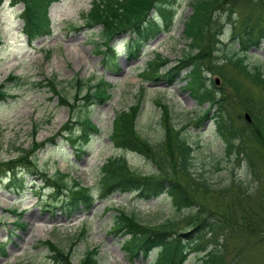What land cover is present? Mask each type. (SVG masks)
Segmentation results:
<instances>
[{
	"label": "rangeland",
	"instance_id": "1",
	"mask_svg": "<svg viewBox=\"0 0 264 264\" xmlns=\"http://www.w3.org/2000/svg\"><path fill=\"white\" fill-rule=\"evenodd\" d=\"M189 1L181 0L172 31L160 33L139 59L132 61L126 56L127 32L112 41L115 49L112 61L108 62L95 51L94 40L99 39L96 33L101 26L90 29L84 24L83 14L90 11L93 0L53 2L48 9L52 34L39 37L32 43L28 42L22 19L24 3L13 6V0H0V38L3 42L0 46V85H4L11 95L0 101V163L23 160L27 156L33 162L35 160L34 163L45 174H66L65 180H75L91 187L95 198L93 208L82 209L70 216L65 210V193L58 196L55 191L45 187L44 177L31 175L28 168H20L18 164L15 170L23 185L17 190L10 184L9 178L2 175L1 169L0 243L5 244L7 255L0 257V264H53L48 249L42 244L46 240L53 241L65 250H69L74 243L73 264H81L86 251L93 248L98 251L100 264H155L158 250H154L149 258L132 256L123 247V238L111 232L117 209L135 212L142 222L153 227H160L168 220L178 221L172 229L169 228L171 232L193 229L191 224L198 214L192 208L177 209L170 195L163 194L150 200L139 197L136 192L120 190L102 195L99 177L103 165L107 159L124 153L110 138L115 113L128 110L136 104L137 129L151 143L161 141L164 136L166 118L163 105H166L170 121L186 131L188 140L194 146L199 144L195 151L193 172L205 170V175L210 176L212 182L211 189L193 185L183 173L176 175L170 164L166 170L175 174L187 187L203 212H221L228 206L226 214L230 215L231 221L225 241L228 248L225 264H233L239 247L244 248V253L234 260L236 264H264V244L250 241L244 223L247 218L252 219L250 215L264 214V164L261 156H255L257 143L245 138L249 148L246 156L255 161L262 179L251 185L255 189L253 193L242 192L231 179L234 176L247 178L248 172L244 165L246 156L237 160L236 156L227 154L225 141L212 119L196 126L200 122L196 118L209 106L208 103L198 105L184 89L182 78L169 86L164 80L157 82L147 79L148 75L143 73L156 54L167 60L169 67L178 63L188 52V40L183 30L184 22L192 14ZM258 2L250 6L246 0L237 1V31L246 15H251L252 21L264 23V0ZM226 23L230 24L231 21L227 20ZM226 23L221 33L224 45L229 41L228 34L232 26ZM225 49L223 46L216 59L221 73L209 72L207 77L216 83L219 90L225 91L226 97H251L260 106V114H263L264 90L243 72L225 64ZM252 52L257 55L249 60L250 63L264 60L263 44ZM10 76L23 77L26 85L17 86L7 81ZM51 77H56L61 90L72 96L75 92L71 84L76 85V78H93V82L104 78L113 86L111 97L102 104H77L75 110H70L60 106L59 98L52 96L48 88L35 87L33 84ZM237 103L232 112L234 123L238 127L245 126L249 122L246 114L252 115L245 109L244 103ZM210 113L213 115L212 110ZM85 116L99 127L100 133L94 135L80 151L79 145H70L67 140L70 135L63 131L69 125L72 133L78 136L81 129L78 121ZM35 124L41 126L36 138L37 148H34L32 139ZM43 142L47 144L40 147ZM127 158L129 164L141 173L150 174L155 170L154 163L145 157L128 153ZM216 165L220 169L209 174ZM234 165L239 167L232 171ZM223 187L224 192L220 190ZM83 233L84 236H81ZM185 264H200V256L191 254Z\"/></svg>",
	"mask_w": 264,
	"mask_h": 264
},
{
	"label": "trees",
	"instance_id": "2",
	"mask_svg": "<svg viewBox=\"0 0 264 264\" xmlns=\"http://www.w3.org/2000/svg\"><path fill=\"white\" fill-rule=\"evenodd\" d=\"M55 1L59 0H13V6L24 3L22 19L29 43L39 37L52 34L48 9ZM237 1L240 0H190L192 14L184 22L183 30L188 40V52H185L178 63L169 67H167L168 61L156 54L143 73L148 75L147 79L157 82L164 80L169 86L176 84L182 78L184 89L188 91L189 96L200 106L206 103L209 105L196 118L200 121L196 126L207 119H212L217 132L225 141L227 154L236 156L237 160L241 156H246L249 150L245 142V138L248 137L251 143L253 141L257 143L254 153L255 156H261L264 164V113L260 114V106L248 96H239L238 99L235 96L226 97L225 91L219 90L216 83L207 77L209 72L221 73L216 59L225 46L226 49L223 51L225 64L243 72L264 90V60L249 62L257 55L251 51L264 45V23L259 20L252 21L251 15H246L241 22L240 30L237 31L238 22L235 21ZM246 1L250 6L260 3L258 0ZM180 2L181 0H93L90 11L83 14L84 24L90 29H95L97 25L101 26L96 33L99 39L94 40V43L95 51L104 56V61H112V52L115 49L112 44L114 38L127 32L130 37L125 45L126 56L129 60H137L160 33L172 31L178 17ZM227 20L231 21L232 26L228 34L229 41L224 45L221 33ZM2 44L0 38V46ZM213 57L215 60H212ZM7 81L17 86L26 85L21 76H10ZM74 83L75 86L71 84L75 92L73 96L61 90L56 77L45 78L43 82L33 84L35 87L48 88L52 96L59 98V105L66 106L70 110H75L77 104H102L111 97L113 86L104 78L96 82H93V78L87 80L76 78ZM10 97L5 86L0 85V101ZM237 102L244 103L245 109L252 115V121L247 122L245 126L238 127L234 123L232 112ZM163 108L166 118L163 124L164 136L156 143H151L137 129L138 104L128 110L115 113L110 138L124 153L107 159L103 165L99 177L102 195L116 190L136 192L139 197L146 200L158 198L163 194L170 195L177 209L192 208L194 213L198 214L197 219L191 224L193 229L178 233L171 232L169 228L172 229L178 221L168 220L160 227H153L142 222L137 213L117 209L111 232L123 238V247L132 256L143 255L144 258H149L154 250H158L155 264H185L193 253L200 256V264H225L228 254L225 241L228 234L227 227L231 221L230 215L226 214L228 206L221 212L209 214L203 212L187 187L175 176L183 173L193 185L211 189L212 182L210 176L205 175V170L193 172L195 151L196 147L199 148V144L194 146L188 140L186 131L179 129L170 121L168 107L163 105ZM211 110L213 115L210 113ZM78 122L81 124L78 136L72 133L69 125L63 132H68L70 135L68 136L70 145H79V150L82 151V146H86L94 135L99 134L100 129L88 116ZM33 127V146L37 148L36 138L41 126L35 124ZM46 144L47 142H43L40 147ZM128 153L138 154L153 162L155 170L150 174H144L134 169L129 164ZM34 162L27 156L23 160H6L3 164L0 163V174L3 169L2 175L9 178L10 184L19 190L23 182L18 180L15 166L20 164L18 166L28 168L31 175L44 177V186L55 191L58 196L65 193V210L70 216L82 209L93 208L95 198L91 187L83 186L81 182L75 180H65L66 174H45ZM168 164L172 165L175 174L166 170ZM244 165L248 172L247 178L234 176L231 181L242 192L253 193L255 189L251 188V185L259 182L262 176L255 161L249 156L244 157ZM239 166L234 165L232 171ZM217 169H220L219 165L214 166V170H210L209 174ZM220 190L224 192L225 189L223 187ZM250 217L252 219L247 218L244 221L245 233L251 237L250 241L264 244V214L257 213ZM81 236H84V233ZM42 244L48 249L53 264H73L74 243L69 250H65L51 240L43 241ZM243 253L244 248L239 247L235 252L234 260L239 259ZM6 255L5 244L0 243V257ZM234 260L232 263L236 264ZM81 264H100L97 249H88Z\"/></svg>",
	"mask_w": 264,
	"mask_h": 264
},
{
	"label": "water",
	"instance_id": "3",
	"mask_svg": "<svg viewBox=\"0 0 264 264\" xmlns=\"http://www.w3.org/2000/svg\"><path fill=\"white\" fill-rule=\"evenodd\" d=\"M246 118H247L248 120H251L249 114H246Z\"/></svg>",
	"mask_w": 264,
	"mask_h": 264
}]
</instances>
